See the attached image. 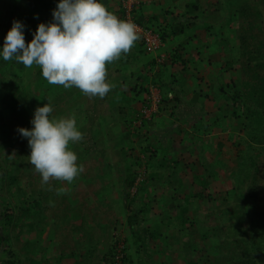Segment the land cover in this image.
I'll return each mask as SVG.
<instances>
[{
	"label": "rangeland",
	"instance_id": "obj_1",
	"mask_svg": "<svg viewBox=\"0 0 264 264\" xmlns=\"http://www.w3.org/2000/svg\"><path fill=\"white\" fill-rule=\"evenodd\" d=\"M203 1L204 3L210 2V0ZM229 1L232 3H230L231 7L235 3L236 5L241 3L250 6L251 9L257 6V1L258 5L261 2V0ZM213 2L215 7L209 6L208 11L215 9V13L212 14L215 17L214 20L212 16L209 18L215 22V28L212 34L207 30L208 37L205 34L201 36L203 39L210 38L209 42L214 38L218 40L224 37L228 32V35L233 36L231 25L236 27L239 18L235 10H230L231 7L217 9L223 0H213ZM19 3L20 0H0V46L3 45L4 37L13 20L18 19ZM13 11H15V16ZM24 14L29 26L32 27V14L35 13H31V8L28 7ZM228 15L233 19H228ZM252 18L254 20V16ZM202 20L199 21L202 22ZM9 21L11 25L7 26ZM201 29H203L202 26ZM24 30H26V23ZM259 37L264 38V35L258 34ZM170 44H172L171 38H167V42H164L159 49L147 53L144 61L158 58V55L169 50ZM198 45L201 46L202 42ZM232 47L226 49L227 54L220 46L213 49L208 57V64L205 66L207 70L202 72L201 68H194L199 74L196 82H199L200 89L201 86L203 87L202 91H206L208 102L211 104L208 108L193 107L196 113H191L192 110L184 105L183 107L175 105L177 100L173 95L174 101L171 106L165 105L159 109L157 112L159 114H155L148 125L140 124V119L126 125L127 134L131 135L133 140H130V144H124L125 148L135 150L134 156L132 154L133 161L130 162L140 163L141 166L147 165V167H137L140 169V172L138 171L141 173L140 177L144 176L141 186L138 187H123V179L127 178L125 176L130 173L129 169H131L127 166L125 170L119 168L111 172L113 176L111 179L103 177L94 179L91 186H88L89 183L82 178L93 176L96 171L85 169L71 183L53 179L44 185L40 174L30 163L28 155L31 150L28 140L22 137L17 130L18 126L32 127L30 121L34 110L30 109V115L26 120H24L26 117L20 116L23 119L20 122L14 116L9 118L8 107L3 106V112L0 113V180L2 181H0V209L4 208V211L0 218L2 222L8 218V223L2 231V234L7 236V240L4 250L0 251V264H75L79 257L82 258V203L90 208L98 204L100 209L104 203H107L106 211L112 216L118 212L122 219L129 214L125 204L126 195L128 205L132 208L142 207L143 210L151 213L154 211L155 214L160 215L158 223L160 219L165 222L161 220L163 223L152 228L146 220H141L136 234L130 232L128 224L123 227L119 222L114 227L110 239L114 241L117 239L126 245L123 249L122 264H206V257L214 250L218 241H223L225 237L223 230L230 222V210L226 212L225 207L220 211L217 206L223 204L227 189L235 186L234 172L243 166V160L249 153L256 155L255 159L259 169L264 167V147H261L264 143H257L255 135L250 136V132L258 133L256 132L258 126L251 128L252 126L245 125L243 117L247 107H252L253 103L246 106L242 99H238L239 104L236 109L232 99L234 91L227 86V81L234 79L241 87L242 80L249 78L252 86L260 87L258 83L261 82L264 73L258 75L255 71V74L252 72L250 74L243 70L240 66L246 57L240 49L238 39L237 45ZM135 62L139 63L141 60L138 59ZM166 62L170 63L167 60ZM196 64L201 67L198 62ZM154 69L157 70V68ZM257 79L259 82L256 83ZM192 82L193 80L190 79L189 83L192 84ZM14 83L16 82L13 76L5 72L0 73V104L3 100L11 99L10 91L13 92ZM220 86H225V93L219 91ZM219 92L222 95L220 98L218 97ZM180 101L177 103L180 104ZM66 104L62 102L60 106L66 108ZM173 109L175 114L171 115ZM54 113L55 111L52 115ZM179 115L182 118H179ZM161 116L167 117V120ZM188 116L196 120L191 121L187 119ZM254 118L261 119L262 117L256 115ZM123 120L127 119L124 118L121 121L124 122ZM206 123L209 124L208 127L205 126ZM77 125L82 131V124L79 126L77 123ZM117 126L119 127L117 128L118 133L123 131V126ZM106 133L108 131L104 134ZM109 134H111V142L115 144V147L107 146L110 149L116 148L112 159L115 161L119 156L123 159L124 155H120L118 149V143H123L121 138L111 131ZM85 136L79 142L69 144L70 148L75 145H77L75 148H90L85 158L78 155V164L82 166L83 160L84 166H87V163L94 165V163H99L101 158L103 161L108 159L100 150L101 147H95L87 141ZM101 138L103 139L102 136ZM147 142L146 146L151 144L153 148L152 150L147 148L148 153L141 147V144L145 146ZM103 143H109V139L104 140ZM133 143L135 147L132 146ZM220 148L222 152L218 154ZM126 162L124 160L123 164ZM148 162L157 169L160 166L163 167L162 170L155 171L151 179L147 178V181L151 183H146L145 179L149 174ZM196 165L199 167L196 168ZM204 166L208 168L206 172L209 173L207 179L210 182L206 187L197 181L199 179L198 170ZM211 171L214 174H211ZM150 173L153 174V171ZM115 178L118 179L116 182ZM163 179L168 182H164ZM104 180L112 181L118 186L109 187L110 182L101 187ZM171 181L172 183H169ZM82 182L87 185L84 191H82L84 188ZM172 184L177 185L176 188ZM47 186L52 191L49 197H45L47 193L44 194L49 189ZM102 189H107V194L111 192L108 196L110 200L107 196H104L103 201L99 199ZM31 190H40V193L38 191L28 196ZM200 192L205 194L204 197L197 196ZM9 214L12 215L10 218ZM241 226L251 231L252 227L256 228L259 225L253 226L247 219L241 223ZM163 229L164 233L159 231ZM152 230L153 236L151 235ZM166 233L169 234V239ZM140 234L141 243L138 239ZM49 236L51 246L47 242ZM90 249L91 253L99 254L92 249V246ZM88 252L89 249L86 253ZM107 256L108 259L114 257L109 254Z\"/></svg>",
	"mask_w": 264,
	"mask_h": 264
},
{
	"label": "trees",
	"instance_id": "obj_2",
	"mask_svg": "<svg viewBox=\"0 0 264 264\" xmlns=\"http://www.w3.org/2000/svg\"><path fill=\"white\" fill-rule=\"evenodd\" d=\"M230 3L231 2L229 0H223V2L217 6V9L222 10L226 9L227 7H231L230 5L232 3ZM258 4L259 2L257 1V6L253 7L252 9L250 6L245 4H233L230 10H235L236 15L239 17L237 24L235 25L236 27L231 25L233 28L231 31L233 30L234 32L233 36L228 35V32V34L226 33L227 35L219 38L218 40L217 38H214L208 43V46L206 44L203 45H206V47H209L210 45L211 52L213 49H217L220 46V48L224 49V52L227 54L228 50L226 49H229L230 46L232 47L237 45L238 39L240 49L243 51V55L246 57L244 60H242L240 67L250 74L251 72L255 74L256 71L258 75H260L259 73H264V38H258V34L264 35V0H261L260 5ZM214 5L215 4L213 0L212 2L210 0V2L206 3H204L203 0H191L188 3L189 10L183 12L181 16L178 14V18H175L179 20L178 25L180 24L182 26L181 28L175 24L172 25L170 29H167V25L166 27H163L159 22L155 24L156 26L148 25L142 19H140V17H137V21L141 25L148 26L157 31L160 34L163 43L167 41L169 35L175 36L177 33H180L184 30L186 24L188 25V23L185 21V18L187 17H189V19H203V26L206 28V31H211L210 34H212L215 28V22H212L209 18L215 13V9L210 11H208V9L209 6L213 7ZM136 11L137 10H135V12ZM122 12L123 10H121V13ZM13 13L15 16V11H13ZM188 13H190L189 15L191 16H188ZM252 16H254L256 24L255 26ZM214 18L215 17L212 16V20H214ZM227 18L233 19L230 15H228ZM23 23H26V30H24L26 37L29 35L30 26L26 19L23 20ZM9 25H11L10 21L7 26ZM189 43L190 46H192L193 40L192 42L184 43V48H170L165 55L161 54L158 55V58H154V67L157 68V70L153 68L154 70H151L154 71L153 73L150 72L149 74L142 76L143 80L139 89V91L142 93V101H144L149 94L150 85L157 87L163 96L161 103L162 105L160 108H163L165 105L171 106L172 102L171 98L169 97L170 92L175 93V99H179V90H182V87L178 88V86L182 83L179 79L181 75H175L173 72H171L170 68L172 64H177L181 66V71L187 69V65L193 61V57L190 56L185 58L183 56V50L185 52L188 51L189 47L186 46L189 45ZM142 44L144 45L143 42ZM166 60L170 61L171 64H167L168 62H166ZM1 72L10 74V76L14 77V82H16L13 85V92L10 91L11 99H6L5 101L3 100L2 104H0V113L3 112V106L7 105L10 111L9 118H13L14 116L16 119L22 122L23 119L20 116L26 117L24 118V120H26L30 115V109L35 110L37 106L47 103V100L51 103L55 111L53 115L56 117L62 114L74 115V113H76V109H78L77 105L80 99L78 96L80 95L81 91L65 88L62 85H53L48 83V81L43 77L42 70L39 68V66L33 65L32 67H25L23 63L17 62L15 59L4 61L2 57H0V73ZM257 82H259V80L256 81V83ZM258 85L260 87L257 85L252 86L251 80H249V78L242 80L241 87L237 80L231 79L230 81H227V86L234 91L232 99L236 109H238V99H242L246 106H249L251 102L253 103L252 107L249 106L245 110L243 116L244 122L245 125L252 126L251 128H255V125L258 126L256 130L258 133L250 132V136L255 135V140L257 143H264V74L262 75L261 82L258 83ZM224 90H226L225 86L219 87L220 92L225 93ZM220 92L218 94L219 98L222 97ZM203 93H206V91H203ZM62 102L67 103L66 108L60 106ZM173 111L174 109L170 113L171 115L175 114ZM139 114L140 113H138L134 119H131L129 124L134 123L135 120L139 119ZM241 114L243 113L241 112ZM256 115H261L262 118L255 119L254 117H256ZM75 118L80 126V124H82V117L77 118V116H75ZM150 121L151 120L149 118H145L142 119L140 124L148 125L151 123ZM207 123L205 126L208 127L209 124ZM76 146L77 145L73 146L71 149L76 152L77 156L82 155V158L88 156V151L90 148H75ZM141 147L143 150L145 149V152H147V148L150 146L147 147L141 144ZM261 147H264V145H261ZM221 152L222 148L218 149V154ZM255 156L256 155L249 153L246 158H244L243 166L234 172L236 181L235 186H233L231 189H227V196L225 200H223L224 202L221 205L222 207L217 206L220 211L225 209V207L226 212L230 210V222L226 226V229L223 230L225 234L223 241H218L214 250L206 257V264H264V167L259 169ZM198 167L199 166L196 165V168ZM200 168L201 169L198 170L199 179L197 181H200V183L206 187L210 184L207 179L209 173L207 174L206 172L208 168L206 166ZM210 173L214 174L213 171ZM128 183L132 184L133 182ZM169 183H172V181ZM172 186L176 188L177 185L172 184ZM47 188H49V186H47ZM38 191L40 193V190ZM38 191L31 190L28 196H31L33 193ZM100 191L101 193L99 194L101 196L99 199L103 201L104 195L107 194V189H102ZM50 192H52L50 188L47 189L44 192V194L47 193L45 197H49L48 195ZM204 195L205 194L202 192L197 194L199 197H204ZM127 199V196H125V204L129 209L127 224L130 232L135 234L137 232L136 226L142 220L139 217L141 214L140 212L144 208H132L130 205H128ZM71 202L74 203L73 201ZM233 203L235 204L233 205ZM106 206L107 203H104L101 209L99 206V209L97 208L98 213L110 214V212L106 211ZM3 211L4 208L0 209V216L3 214ZM8 216L10 218L12 215L9 214ZM247 219L250 220L251 225H259L256 227L257 229L252 227V230L248 231L246 228L241 226V223L247 221ZM7 223L8 218H6L5 222H2V219L0 218L1 252L4 250L7 240V236L2 234V231L6 227ZM122 244L123 243L117 239L115 241L111 240V248H109L107 254L113 255L116 258L117 255H120V245ZM114 257L109 259L107 264H116V259H114ZM122 258L124 259V256ZM87 262L89 261H83L82 258L79 257V260L75 264H90Z\"/></svg>",
	"mask_w": 264,
	"mask_h": 264
},
{
	"label": "crops",
	"instance_id": "obj_3",
	"mask_svg": "<svg viewBox=\"0 0 264 264\" xmlns=\"http://www.w3.org/2000/svg\"><path fill=\"white\" fill-rule=\"evenodd\" d=\"M191 0H141L140 4L137 6L136 16L140 17L146 24L156 26L157 22H159L163 27H166L167 29L171 28L172 25H177L182 27L180 24L178 25L179 20L175 19L178 14L180 16L183 12H186L189 10L188 3ZM104 4L108 7L109 10L117 14L119 17L122 18L121 13V0H103ZM57 0H20L19 7L20 12L17 11L18 19L23 22V20L26 19V15L24 14V11L28 9V7L31 8L32 14V27L30 25V31L29 35L25 37L26 42L32 39V34L37 28L38 24L41 21L48 22L52 20V10L56 7ZM190 13H188V16ZM155 17V18H154ZM178 18V17H177ZM17 19V18H16ZM189 17L185 18V21L188 23L186 24L184 30L180 33H177L175 36L172 35L168 37V39L171 38L172 44H170V48H181L185 47L184 43L192 42L193 45L190 46L187 45L186 47H189L188 51H184L183 56L185 58L193 57L192 62L188 63L187 69L180 70L181 66L177 64H172L170 70L175 75H181L179 78L181 80V85L178 86L182 87V90H179V99H176L178 102L180 101V104L177 103V106L180 107H187L189 110H192L191 113H196V110L193 109V107L198 108H208L210 102H208V96L207 93H203L202 86L201 89L199 88V82H196L198 73L194 68L197 67V69L201 68L202 72L203 70H207V60L208 57L211 54V47L208 46L210 38H207L208 33L206 31V28L203 26V21L200 22L197 18L195 19H189ZM194 22V23H193ZM29 24V22L27 21ZM199 24V25H198ZM201 24V25H200ZM198 25V26H197ZM201 26L203 29H201ZM201 29V30H200ZM201 31V32H199ZM207 36L206 39H203L201 36L204 35ZM29 37V38H28ZM179 40V41H178ZM167 42V41H166ZM183 42V43H182ZM200 42H202V45H198ZM206 44V45H203ZM169 48V49H170ZM200 48V49H198ZM168 51V50H167ZM150 50L147 48L145 49V46L142 44V41L138 39L134 46L127 52L121 55V57L113 62H110L107 64V71L108 81L113 85L110 92L104 96L103 98L100 97H90L86 94H84L81 90H79L76 87H72L70 89L81 91L80 97L82 99H79V103L77 105L78 109H76V113H74L77 118L82 117V133L85 138H87V141L94 144L96 146H100V150L103 154H105L108 159L102 160L100 159L99 163H93L88 164L87 166H84V161L82 160V168L85 170H91L94 172L93 176H86L82 179H85L89 184L88 186H91L94 179H99L101 177L105 178H113L111 175V172L117 171L119 168L125 170L127 167L131 168L129 169L130 173L125 176L127 178L123 179V187L124 186H141V182L144 178L140 177V169H137V167H140V163H132L130 161H133L132 154L134 156L135 150L129 148L126 150L125 145L126 143L130 144V140H133L131 138V135L127 134V124L129 125V122L131 119H134L135 116L138 115L139 110L141 108V103L143 102L141 100L142 93L139 91L140 85L142 84V76H145L149 74L155 68L154 66V59H150L149 61L145 62L144 57H147V53H149ZM167 52L163 53L162 55H165ZM196 53V54H195ZM123 58V59H122ZM141 60V62L136 63V60ZM196 62H198L201 67H198ZM171 64V62L169 63ZM189 67H191L189 69ZM157 73V72H155ZM184 79V80H183ZM192 79V84L189 83V80ZM169 80V78H168ZM184 82H183V81ZM170 92V91H169ZM172 93V92H170ZM174 97H175V93ZM174 101V98H171V102ZM194 110V111H193ZM181 111V109H180ZM203 113V112H202ZM159 114V113H158ZM182 114V113H181ZM206 114V112L203 114V116ZM161 115V113H160ZM180 116V117H179ZM179 118H182L181 115H179ZM164 119L167 120V117L161 116ZM205 117V116H204ZM127 119L124 124L122 122V119ZM186 119V118H185ZM189 120L194 121L196 118H191L188 116ZM78 123V122H77ZM120 123V124H119ZM165 122H163L164 124ZM86 124H88L86 126ZM117 125L123 126V131L120 133L117 132V128L119 127ZM86 126V127H85ZM104 134L105 132H107ZM109 131L113 132L118 136V138H121V142L118 143V149L120 155H124L123 159L117 158L115 161L112 159V156L115 153V149H110L112 147H115V144L111 142V134H109ZM89 135V136H88ZM113 135V134H112ZM114 135V136H116ZM103 137V139L101 138ZM109 139V143L104 144L103 141ZM87 143V144H90ZM103 143V144H102ZM107 145H110V148H108ZM117 145V144H116ZM135 143H133V147ZM148 145L145 144V146ZM148 147V146H147ZM143 149V148H142ZM148 149H153L151 147H148ZM147 149V150H148ZM133 152H130V151ZM145 151V149H144ZM149 150L147 151V153ZM138 156V155H137ZM124 160H126V164H123ZM129 162L131 164H129ZM84 163V164H83ZM149 163V162H148ZM115 166V168H114ZM127 166V167H126ZM131 166V167H130ZM144 167H147V165H143ZM141 166V167H143ZM160 166V164H159ZM140 167V168H141ZM149 174L147 175L146 183H151L149 180L147 181V178L150 179L154 175V172L159 170H162L163 167L160 166V168H156L154 166H151L149 163ZM100 169V170H99ZM135 169V171H134ZM98 170V171H97ZM198 170V169H197ZM103 171H105L103 173ZM132 171V172H131ZM139 171V172H138ZM150 171H153V174L150 173ZM110 172V173H108ZM110 174V175H109ZM198 177V176H197ZM113 180V179H112ZM118 180L117 178L114 179L116 182ZM133 180V181H131ZM104 183H101V187L104 185H108L110 182L111 184L109 187L118 186V184H113L112 181L104 180ZM133 182L132 184L128 182ZM164 182H168V180H164ZM84 188L82 191H84L85 187H87L86 183H83ZM149 185V184H148ZM142 188L144 189L145 187ZM111 194L108 193L104 196H109ZM127 196V195H126ZM103 198V197H102ZM128 198V196H127ZM105 199V197L103 198ZM111 198L108 197V200ZM107 200V201H108ZM109 202V201H108ZM82 260L83 261H89L87 263L92 264H107L108 256L107 252L111 245V239L110 235L114 230V227L118 225L119 222L120 226H125L127 224V216L125 215L122 219L119 217L118 212L112 216L109 213H98L97 208L99 209L98 204H95L93 208H90L86 206V204L82 203ZM88 207V208H87ZM93 209V211H92ZM129 211V209H128ZM142 210L140 213V219L146 220L147 224L152 228H155L157 224L165 222L164 220L160 219V222L158 223V217L160 215L155 214L154 211L148 212L147 210L143 212ZM155 214V215H154ZM128 215V214H127ZM161 220L163 222H161ZM141 224L139 223L136 226V229L139 230V226ZM165 232V230H159ZM169 231V230H168ZM150 233V232H149ZM153 233V230L151 231V235ZM160 233V234H163ZM136 234V233H135ZM167 234V233H166ZM167 238L169 239V234H167ZM141 234L139 235V242L141 243ZM153 236V235H152ZM48 245L51 246V238H47ZM90 246H92V249L96 251L99 254H93L91 253ZM89 249L88 254L86 253ZM86 254V255H85ZM95 260V261H93Z\"/></svg>",
	"mask_w": 264,
	"mask_h": 264
},
{
	"label": "clouds",
	"instance_id": "obj_4",
	"mask_svg": "<svg viewBox=\"0 0 264 264\" xmlns=\"http://www.w3.org/2000/svg\"><path fill=\"white\" fill-rule=\"evenodd\" d=\"M24 29L21 20H13L0 46L4 61L39 66L48 83L100 98L113 87L107 64L139 39L136 25L109 10L103 0H57L52 20L41 21L27 42ZM53 111L47 100L34 110L32 127L17 130L28 140L30 163L43 184L53 179L71 183L83 168L69 144L79 142L83 133L74 115L56 117Z\"/></svg>",
	"mask_w": 264,
	"mask_h": 264
},
{
	"label": "built area",
	"instance_id": "obj_5",
	"mask_svg": "<svg viewBox=\"0 0 264 264\" xmlns=\"http://www.w3.org/2000/svg\"><path fill=\"white\" fill-rule=\"evenodd\" d=\"M141 0H121V10L122 18L130 20L136 25L139 39L144 43L145 47L150 51H156L161 47L163 41L160 37V34L155 31L153 28H150L145 25H141L137 21L136 16V7L140 4ZM173 93H169V97L173 98ZM163 96L160 93V90L150 85V92L147 95L146 99L141 103V108L139 110V122H142V119L149 118L152 120V117L155 114H158L160 106L162 105ZM135 120V122L137 121ZM124 245H120V255L116 256V264H122V249Z\"/></svg>",
	"mask_w": 264,
	"mask_h": 264
}]
</instances>
